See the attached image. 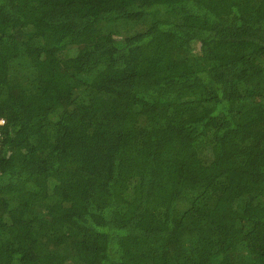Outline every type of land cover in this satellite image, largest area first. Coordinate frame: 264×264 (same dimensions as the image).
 I'll list each match as a JSON object with an SVG mask.
<instances>
[{"label":"trees","instance_id":"16d2710c","mask_svg":"<svg viewBox=\"0 0 264 264\" xmlns=\"http://www.w3.org/2000/svg\"><path fill=\"white\" fill-rule=\"evenodd\" d=\"M0 264H264V0H0Z\"/></svg>","mask_w":264,"mask_h":264},{"label":"built area","instance_id":"2783aa9c","mask_svg":"<svg viewBox=\"0 0 264 264\" xmlns=\"http://www.w3.org/2000/svg\"><path fill=\"white\" fill-rule=\"evenodd\" d=\"M3 123V121L2 120H0V124H2Z\"/></svg>","mask_w":264,"mask_h":264}]
</instances>
